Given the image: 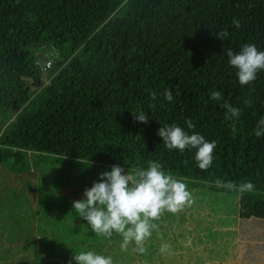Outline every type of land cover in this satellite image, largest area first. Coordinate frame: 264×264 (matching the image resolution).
I'll return each instance as SVG.
<instances>
[{"label": "trees", "instance_id": "1", "mask_svg": "<svg viewBox=\"0 0 264 264\" xmlns=\"http://www.w3.org/2000/svg\"><path fill=\"white\" fill-rule=\"evenodd\" d=\"M246 44L264 51V0H0V236L56 237L108 256L73 202L113 165L127 174L150 161L187 189L233 194L240 220L264 221V70L241 86L227 56ZM170 125L216 143L211 167L197 166L195 149L165 146L157 133Z\"/></svg>", "mask_w": 264, "mask_h": 264}, {"label": "clouds", "instance_id": "2", "mask_svg": "<svg viewBox=\"0 0 264 264\" xmlns=\"http://www.w3.org/2000/svg\"><path fill=\"white\" fill-rule=\"evenodd\" d=\"M233 25L239 28L240 21L233 19ZM227 29L216 34L221 41L228 37ZM229 64L237 70L241 86L251 85L257 78V73L264 70V51H259L254 44L244 45L238 53L227 50ZM163 96L169 102L173 101V94L165 90ZM156 94H152L155 100ZM210 98L219 101L222 93L211 92ZM228 119H238L240 110L226 105ZM139 122L147 123L148 116L144 113L134 114ZM189 129L195 125L191 120L185 121ZM158 136L169 150L195 149L197 166L206 170L213 162V152L216 143L209 142L199 133L189 134L177 125L162 126ZM257 137L264 135V118L258 122ZM119 165H113L111 171L100 175V181L94 183L84 192V199L73 202V208L78 216L82 217L91 226L97 235L111 237L113 233L123 238L122 250H127L129 244L135 242L141 252L144 251L143 242L151 237L152 221L158 220L164 212L178 213L192 203L191 193L182 181L171 175H166L159 162L150 161L149 166L138 168L135 172ZM241 190H251L253 185L249 182L241 184ZM167 245L161 246L163 253ZM72 260L76 264H113L111 257L100 255L93 251L75 252ZM71 264V261H70Z\"/></svg>", "mask_w": 264, "mask_h": 264}, {"label": "rangeland", "instance_id": "3", "mask_svg": "<svg viewBox=\"0 0 264 264\" xmlns=\"http://www.w3.org/2000/svg\"><path fill=\"white\" fill-rule=\"evenodd\" d=\"M64 190L66 194L71 193ZM187 190L191 193V205L175 214L164 212L158 220L152 221V234L143 242V252L133 242L127 250L119 246L117 254L112 251L116 254L114 258L110 254L111 250L117 248L114 243L118 244L123 238L118 234L111 237L101 235L99 241L105 244L103 250L108 253L107 257H111L113 264H264V221L240 220L231 193L218 194L198 188ZM63 227L60 226L61 231L66 230ZM5 230L2 228L0 232ZM17 232L25 235L21 228ZM3 236H0V260L8 264H63V258H68V262L74 264L72 257L75 252L92 249L77 246L72 249L70 242L56 237H50L46 242L38 240L36 235L24 236L27 240L21 245L8 244ZM116 238L119 241L116 242ZM75 239L73 236V241ZM164 244L167 250L162 253L160 249ZM38 246L46 249L47 263L44 253L38 252L43 260L37 258Z\"/></svg>", "mask_w": 264, "mask_h": 264}, {"label": "built area", "instance_id": "4", "mask_svg": "<svg viewBox=\"0 0 264 264\" xmlns=\"http://www.w3.org/2000/svg\"><path fill=\"white\" fill-rule=\"evenodd\" d=\"M51 65V61H45L43 64H40L41 75L45 84H48L49 82V79H47L46 74L50 70Z\"/></svg>", "mask_w": 264, "mask_h": 264}]
</instances>
